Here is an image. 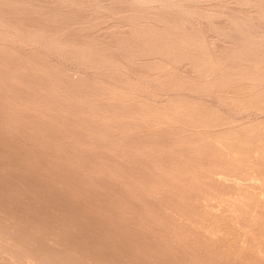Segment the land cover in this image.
<instances>
[{
	"label": "rangeland",
	"instance_id": "1",
	"mask_svg": "<svg viewBox=\"0 0 264 264\" xmlns=\"http://www.w3.org/2000/svg\"><path fill=\"white\" fill-rule=\"evenodd\" d=\"M0 264H264V0H0Z\"/></svg>",
	"mask_w": 264,
	"mask_h": 264
},
{
	"label": "bare ground",
	"instance_id": "2",
	"mask_svg": "<svg viewBox=\"0 0 264 264\" xmlns=\"http://www.w3.org/2000/svg\"><path fill=\"white\" fill-rule=\"evenodd\" d=\"M31 1V0H30ZM135 2V1H134ZM2 3V2H1ZM62 4V3H61ZM58 6V5H57ZM41 7V6H40ZM148 7V6H147ZM164 7V6H163ZM2 8V7H1ZM132 8H134V7H132ZM159 8V7H158ZM26 9V8H25ZM36 9V8H35ZM43 9V8H42ZM143 9V8H142ZM235 9V8H234ZM237 9V8H236ZM4 10V9H3ZM12 10V9H11ZM45 10V9H44ZM169 10V9H168ZM179 10V9H178ZM6 11V10H5ZM18 11V10H17ZM42 11V10H41ZM161 11H163V10H161ZM10 12V11H9ZM213 12V11H212ZM30 13V12H29ZM143 13V12H142ZM180 13V12H179ZM10 14V13H9ZM47 14V13H46ZM56 14V13H55ZM225 14V13H224ZM237 14V13H236ZM7 15V14H6ZM53 15V14H52ZM11 16V15H10ZM12 16H13V14H12ZM11 16V17H12ZM38 16V15H37ZM40 16V15H39ZM38 16V17H39ZM57 16V15H56ZM170 17V16H169ZM15 18V17H14ZM167 18V17H166ZM16 19H18V17L16 18ZM15 19V20H16ZM24 19H26V18H24ZM28 19V18H27ZM44 19V18H43ZM21 20H23V19H21ZM20 20V21H21ZM42 21V20H41ZM16 22V21H15ZM43 22V21H42ZM169 22V21H168ZM41 23V22H40ZM80 23V22H79ZM238 23V22H237ZM240 23V22H239ZM13 24H15V23H13ZM12 24V25H13ZM48 24V23H47ZM36 25V24H35ZM208 25V24H207ZM241 25V24H240ZM18 26V25H17ZM20 26V25H19ZM27 26V25H26ZM29 26V25H28ZM233 26V25H232ZM227 27V26H226ZM243 27V26H242ZM74 28V27H73ZM14 29V28H13ZM19 29V28H18ZM180 29V28H179ZM7 30V29H6ZM35 30V29H34ZM217 30V29H216ZM243 30V29H242ZM17 31V30H16ZM26 31V30H25ZM246 32V31H245ZM4 33V32H3ZM33 34V33H32ZM78 34V33H77ZM81 34V33H80ZM233 34V33H232ZM239 34V33H238ZM8 35V34H7ZM36 35V34H35ZM57 35V34H56ZM54 36V35H53ZM91 36V35H90ZM233 36V35H232ZM78 37V36H77ZM64 38V37H63ZM72 38V37H71ZM226 38V37H225ZM57 39V38H56ZM69 39V38H68ZM23 41V40H22ZM78 41V40H77ZM176 41V40H175ZM29 42V41H28ZM64 42V41H63ZM74 42V41H73ZM91 42V41H90ZM65 43H67V42H65ZM69 43V42H68ZM31 44H32V42H31ZM56 44V43H55ZM62 44H64V43H62ZM137 44V43H136ZM48 45V44H47ZM68 45V44H67ZM75 45V44H74ZM77 45V44H76ZM50 47H51V44L49 45ZM86 47H88V46H86ZM185 47V46H184ZM54 50V49H53ZM69 51H70V49H69ZM95 51V50H94ZM29 52V51H28ZM31 52V51H30ZM46 52V51H45ZM38 53V52H37ZM249 53V52H248ZM30 56H31V54H30ZM62 58V57H61ZM32 61V60H31ZM12 62V61H11ZM85 62V61H84ZM32 63V62H31ZM39 63V62H38ZM86 63V62H85ZM13 66V65H12ZM115 67V66H114ZM18 68V67H17ZM9 69V68H8ZM47 69V68H46ZM61 69V68H60ZM49 70H51V69H49ZM48 71V70H47ZM52 71V70H51ZM13 72V71H12ZM20 72V71H19ZM58 72V71H57ZM98 72V71H97ZM124 72V71H123ZM5 73V72H4ZM7 73V72H6ZM21 73V72H20ZM46 75V74H45ZM138 75V74H137ZM6 76V75H5ZM4 76V77H5ZM51 76V75H50ZM99 76V75H98ZM112 76V75H111ZM11 77V76H10ZM52 77V76H51ZM34 78V77H33ZM53 78V77H52ZM42 79V78H41ZM142 79V78H141ZM155 79V78H154ZM39 80V79H38ZM60 80H63V79H60ZM72 80V79H71ZM84 80V79H83ZM78 81V80H77ZM88 81V80H87ZM140 81V80H139ZM11 82V81H10ZM33 82V81H32ZM60 82V81H59ZM146 82V81H145ZM5 83V82H4ZM13 83V82H12ZM23 83H25V82H23ZM79 83V82H78ZM16 84V83H15ZM56 85H57V83H56ZM65 86V85H64ZM132 86V85H131ZM30 88V87H29ZM104 89V88H103ZM17 90V89H16ZM66 90V89H65ZM82 91V90H81ZM99 91V90H98ZM19 92V91H18ZM17 92V93H18ZM94 92V91H93ZM142 92V91H141ZM23 93V92H22ZM66 93V92H65ZM107 93V92H106ZM11 94V93H10ZM104 94V93H103ZM28 96V95H27ZM61 96V95H60ZM72 96V95H71ZM66 97V96H65ZM72 99V98H71ZM56 100V99H55ZM66 100H68V99H66ZM102 100V99H101ZM57 103V102H56ZM42 104V103H41ZM60 106V105H59ZM77 106V105H76ZM54 107V106H53ZM162 108V107H161ZM58 109V108H57ZM84 109V108H83ZM112 110V109H111ZM88 112V111H87ZM210 113V112H209ZM25 115V114H24ZM104 115V114H103ZM128 119V118H127ZM165 119V118H164ZM73 120V119H72ZM29 121V120H28ZM42 123V122H41ZM125 124V123H124ZM56 125V124H55ZM199 127V126H198ZM16 128V127H15ZM108 128V127H107ZM129 128V127H128ZM262 128V127H261ZM259 131V130H258ZM59 133V132H58ZM79 133V132H78ZM107 133V132H106ZM139 133V132H138ZM263 133V132H262ZM62 135V134H61ZM60 135V136H61ZM253 136V135H252ZM40 137V136H39ZM49 136H47V138H48ZM63 138V137H62ZM130 138V137H129ZM64 139V138H63ZM123 139H124V137H123ZM73 140V139H72ZM61 143V142H60ZM4 147V146H3ZM7 147V146H6ZM68 147H70V146H68ZM224 148V147H223ZM113 150V149H112ZM122 150V149H121ZM2 151V150H1ZM5 151V150H4ZM114 151V150H113ZM127 151V150H126ZM99 152H101V151H99ZM118 155V154H117ZM54 157V156H53ZM131 159V158H130ZM90 160V159H89ZM149 160V159H148ZM86 162V161H85ZM99 162V161H98ZM122 162V161H121ZM154 162V161H153ZM8 163V162H7ZM3 164V163H2ZM6 164V163H5ZM55 164V163H54ZM65 165V164H64ZM113 165V164H112ZM11 166V165H10ZM73 166V165H72ZM51 168V167H50ZM69 168V167H68ZM83 169V168H82ZM56 171V170H55ZM151 171V170H150ZM59 172V171H58ZM73 172V171H72ZM93 172V171H92ZM119 172V171H118ZM111 173V172H110ZM130 173V172H129ZM11 174V173H10ZM153 175V174H152ZM164 176V175H163ZM70 177V176H69ZM90 177V176H89ZM120 177V176H119ZM166 177V176H165ZM168 177V176H167ZM88 179V178H87ZM170 179V178H169ZM225 179V178H224ZM97 180V179H96ZM230 181V180H229ZM237 181V180H236ZM26 182V181H25ZM79 182V181H78ZM93 182V181H92ZM175 183V182H174ZM202 185V184H201ZM225 186V185H224ZM225 188V187H224ZM145 189V188H144ZM197 189V188H196ZM143 190V189H142ZM127 191V190H126ZM107 192V191H106ZM48 193V192H47ZM53 195H55V194H53ZM32 196V195H31ZM32 198V197H31ZM195 198V197H194ZM93 199V198H92ZM65 200V199H64ZM68 202V201H67ZM86 202H88V201H86ZM99 205V204H98ZM80 206V205H79ZM78 206V207H79ZM151 208V207H150ZM69 210H71V209H69ZM84 215V214H83ZM83 217V216H82ZM24 218V217H23ZM184 220V219H183ZM81 224V223H80ZM110 224V223H109ZM187 225V224H186ZM164 226V225H163ZM94 229V228H93ZM191 229V228H190ZM195 231V230H194ZM96 232V231H95ZM94 232V233H95ZM100 233V232H99ZM82 234V233H81ZM105 236V235H104ZM99 238V237H98ZM87 239V238H86ZM91 249V248H90ZM44 250V249H43ZM121 251V250H120ZM123 256V255H122ZM134 261V260H133ZM119 263V262H118Z\"/></svg>",
	"mask_w": 264,
	"mask_h": 264
}]
</instances>
